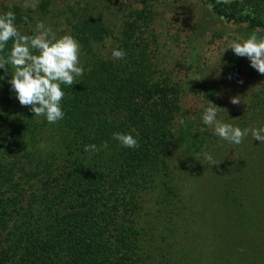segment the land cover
I'll return each mask as SVG.
<instances>
[{
  "label": "trees",
  "instance_id": "obj_1",
  "mask_svg": "<svg viewBox=\"0 0 264 264\" xmlns=\"http://www.w3.org/2000/svg\"><path fill=\"white\" fill-rule=\"evenodd\" d=\"M126 1L129 9L113 20L65 3L68 16L44 23L20 0H0V14L13 11L22 35H35L43 22L57 37L76 39L84 68L76 84L61 85L64 117L51 124L19 103L11 64L8 73L0 69V264H211L213 257L217 264H264L260 161L247 151L222 158L213 172L217 194L195 193L205 201L197 229L213 249L194 246L186 213L199 199L184 188L188 172L206 164L213 147L210 134L189 118L187 93L204 108L208 101L222 108L223 118L237 97L218 80L185 78L198 74L206 35L232 42L264 36V0H188L198 12L180 48L182 80L158 66L153 8L186 0ZM50 2L35 11L46 15ZM11 47L10 40L0 55ZM116 48L123 59L112 57ZM250 74V64L233 52L221 65L223 78ZM242 103L232 106L241 120L255 109L253 100ZM117 132L134 135L139 147H123L113 138ZM104 142L99 152L84 150Z\"/></svg>",
  "mask_w": 264,
  "mask_h": 264
},
{
  "label": "rangeland",
  "instance_id": "obj_2",
  "mask_svg": "<svg viewBox=\"0 0 264 264\" xmlns=\"http://www.w3.org/2000/svg\"><path fill=\"white\" fill-rule=\"evenodd\" d=\"M12 1L13 0H4V3L8 4ZM20 1L24 4L26 2H31V0ZM41 1L43 0H37V6ZM65 3L73 7L75 5L79 7L86 5L89 9H93L103 18L108 17L111 20L116 19V16L113 15L114 13L120 15L121 12L119 9L122 11H127L129 9V3L126 0H52V2L48 4L47 14L44 16H41L39 12L35 11L37 7L35 9H31H33L32 11L35 13L36 17L39 16L44 18V23L51 20L58 21V19L69 15L66 7H60ZM130 5L132 8L140 7L139 5ZM153 11H155V14L158 17V22L153 26L154 32L157 35V42L153 50L158 66L160 68H165L166 70H171L172 75H174L177 79L182 80L184 71L179 67L181 63L179 59V54L181 53L180 48H182V42L186 35L190 33L193 27L198 8L195 4L186 0L178 5L161 3L154 6ZM59 12L62 13V15H60ZM231 43L232 41L227 38H212L206 35L200 51L198 74L192 76L191 78H185V81L188 82V80L191 79L193 84H198V82L200 83V78L204 79L208 83L218 80L221 82V84L218 85L221 90H224L227 87L237 92V99H239L240 102L241 100L243 101L242 107L244 105L248 106L249 102L253 100L255 103V109L253 111L250 110L246 115H244L245 119L241 120V118H238L239 116H236L238 112H236V109L232 108V103H230L232 104L230 105L231 107H228L229 112H225L224 114V116L229 117L223 118L221 116H217V118L223 122L237 126L242 130L246 127L250 130L253 128L264 127V105L262 104L264 103V74L258 73L251 67V74L243 75V77L240 78H223L220 75L221 65L233 52L230 48L224 50ZM244 59L250 64L248 58L244 57ZM253 96H255V98H253ZM185 101V108L188 111L189 118L192 117L199 128L206 130L210 134L213 142L211 156L215 161V165H212L209 162L200 166L197 165L193 171L188 172L184 185L185 191L189 193L192 199H195L194 197L199 199L194 203L189 202L191 204V208L189 210V214L186 213V217H188L189 220H192L190 223L191 227L187 231L192 232L196 237L194 246L204 247L209 245L208 238L206 237L207 235H205L206 233L204 231L199 232L197 228L201 226L204 219L202 201L203 203L205 201L201 199V195L196 196L197 194L195 193L201 192L202 194L207 193L210 194V196H215L217 194L216 192H218V188L216 180L213 178V172L217 162L222 160V158H233L232 156L235 155L236 157L244 156L246 151L250 154L248 157L252 161H254V159L258 162L260 161V165H257L255 170L257 172V176H260L264 183V141L253 140L251 131H249L248 135L243 138L239 145L222 140L214 133L213 128H210L203 123L202 115L205 108L201 100L194 97L192 94L187 93ZM196 113L197 115H195ZM244 123L247 126H244ZM259 213L260 217L262 214L264 215V205L259 207ZM208 226L209 224H204L203 229L206 230ZM208 248L213 249L211 246H208ZM216 254L222 258L223 251L221 250ZM210 263L217 264L219 261L213 257Z\"/></svg>",
  "mask_w": 264,
  "mask_h": 264
},
{
  "label": "clouds",
  "instance_id": "obj_3",
  "mask_svg": "<svg viewBox=\"0 0 264 264\" xmlns=\"http://www.w3.org/2000/svg\"><path fill=\"white\" fill-rule=\"evenodd\" d=\"M24 7L35 9L37 0L26 2ZM15 19L13 11L0 14V53L4 52L8 42L12 41L8 56L0 55V69L8 73L6 68L9 64L14 69L9 83L22 106L30 107L33 116H44L48 123H56L64 117L61 101L65 93L61 85L71 87L76 84V78L84 72L79 59L81 46L69 34L57 37L43 22L36 25L35 35H22ZM228 48L236 56L248 58L250 66L258 73L264 74V36L252 34L246 39L233 41L224 50ZM111 55L114 59H123L126 53L123 49L116 48L112 50ZM208 102L209 106L204 109L202 115L203 123L213 128L214 133L222 140L239 145L251 131L253 140L264 141V127L242 130L223 122L217 118L222 108ZM231 103L236 105L240 101L233 97ZM180 123L183 124V120H180ZM113 138L123 147H139L137 138L131 133H113ZM107 147V142H104L100 147L95 144L86 145L84 150L95 153ZM204 155L209 163L215 165L210 154Z\"/></svg>",
  "mask_w": 264,
  "mask_h": 264
}]
</instances>
